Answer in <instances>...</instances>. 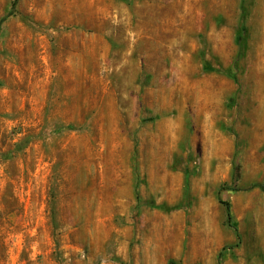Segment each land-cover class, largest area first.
I'll use <instances>...</instances> for the list:
<instances>
[{"label":"rangeland","instance_id":"1","mask_svg":"<svg viewBox=\"0 0 264 264\" xmlns=\"http://www.w3.org/2000/svg\"><path fill=\"white\" fill-rule=\"evenodd\" d=\"M0 264H264V0H0Z\"/></svg>","mask_w":264,"mask_h":264},{"label":"trees","instance_id":"2","mask_svg":"<svg viewBox=\"0 0 264 264\" xmlns=\"http://www.w3.org/2000/svg\"><path fill=\"white\" fill-rule=\"evenodd\" d=\"M227 207V212H228V219L231 221V212H230V204L229 203H223Z\"/></svg>","mask_w":264,"mask_h":264}]
</instances>
